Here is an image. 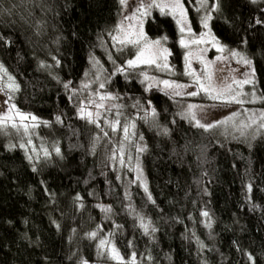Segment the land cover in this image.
Segmentation results:
<instances>
[{
    "label": "trees",
    "instance_id": "obj_1",
    "mask_svg": "<svg viewBox=\"0 0 264 264\" xmlns=\"http://www.w3.org/2000/svg\"><path fill=\"white\" fill-rule=\"evenodd\" d=\"M206 2L214 36L251 59L264 109V0ZM183 5L200 31L198 0ZM120 10V0H0V65L18 86L11 102L40 120L48 155L31 160L0 129V264H98L93 232L111 233L124 259L144 264H264V131L251 144L217 136L179 113V102L203 100L145 87L143 68L118 69L131 57L107 56ZM144 32L165 41L174 80L186 82L174 19L154 10ZM96 64L100 90L84 86ZM97 91L139 116L149 195L117 180L113 143L84 112Z\"/></svg>",
    "mask_w": 264,
    "mask_h": 264
},
{
    "label": "rangeland",
    "instance_id": "obj_2",
    "mask_svg": "<svg viewBox=\"0 0 264 264\" xmlns=\"http://www.w3.org/2000/svg\"><path fill=\"white\" fill-rule=\"evenodd\" d=\"M174 3L175 0H126L125 3H121L117 23L109 33L110 49L107 56L113 58L114 51L131 54L125 67L118 69L123 71L131 67L143 68L142 79L145 87L161 90L177 100L184 98L203 100V102H179V113L196 125L197 122L205 126L215 125L209 130L215 131L217 136L230 139L239 135L245 139L246 143L251 144L264 131V109L256 107L260 96L255 88L253 67L252 64H245L240 57L243 56L250 61L251 59L222 45L210 29V19L208 27H204L203 20L208 16L211 17L213 9L208 7L206 0H198L201 10V29L198 32H194L191 28L183 0H180L184 10L183 19L179 10L170 7ZM154 10L168 14L177 24L180 44L181 40L184 41L181 46L184 49L186 82L174 80L177 75L169 64L165 41L149 39L144 32V22ZM178 20H181V23L178 24ZM181 27L184 28L183 32L180 30ZM141 31L145 39H140ZM113 37H117L118 40H114ZM129 40L138 41V43H129ZM157 40L160 41L159 45L148 47L151 42ZM219 48H223V51L218 50ZM142 49L144 50L143 59L152 58L154 51L163 49L167 50V58L165 60L163 56L157 55L155 63H137L135 66H129L128 62L135 60ZM232 52L239 55L233 56ZM165 63L168 65L167 68L163 66ZM97 66V64L94 65L93 72L87 75L84 82V86L88 89L96 86L100 90L104 83L101 72L97 71ZM9 77L11 76L0 65V129L11 146L22 148L31 160L37 159L40 157L38 155L45 153V146L37 132L41 122L37 118L32 120L33 116L20 113L16 108H12L11 96L16 90L8 86L13 82L15 84L14 79L11 77L10 81ZM245 79L251 80L252 83H236ZM164 81L171 86L165 85ZM228 85H231L230 89ZM91 93L94 94V98L89 101L90 107H87L88 110L84 112L87 119L99 127L98 129L102 132L101 136L113 143L111 165L117 180L124 189H128L130 185H137L149 195L148 183L141 162L145 143L143 138L136 134V120L139 116H126L123 112V105L113 95L99 91ZM101 97L104 98L101 99ZM237 101H242V103ZM17 113L29 118L21 120ZM81 113L83 114L82 110ZM125 128L128 129L127 133L124 131ZM44 155L48 156L46 153ZM93 233L95 236L93 237L91 233L89 237L98 239L97 249L100 260L98 264H144L143 259L135 256L124 259L114 245L111 233L102 236H98L96 232ZM101 241L105 243L101 244ZM113 248L119 254V259L113 256Z\"/></svg>",
    "mask_w": 264,
    "mask_h": 264
},
{
    "label": "snow or ice",
    "instance_id": "obj_3",
    "mask_svg": "<svg viewBox=\"0 0 264 264\" xmlns=\"http://www.w3.org/2000/svg\"><path fill=\"white\" fill-rule=\"evenodd\" d=\"M125 2H126V0H121V3H125ZM156 6H157V7H160V5H156ZM142 7H143V6H142ZM170 7H172L174 10H179L180 16H181V18L183 19V17H184V10H183V5L180 3V0H175V3H174L173 5H171ZM214 10H215V9H214ZM209 19H211L210 16L204 18V20H203V24H204V27H205V28L208 27V20H209ZM177 23H178V24L181 23V20H178ZM257 23H260V21H257ZM180 30H181V32H183V31H184V28L181 27ZM113 39H114V40H118L117 37H113ZM126 39H127V37H126ZM140 39H145L144 36H143V32H142V31H141V33H140ZM213 39H215V38L213 37ZM118 42L123 43L124 41H118ZM128 42H129V43H138V41H131V40H129ZM159 44H160V41H159V40H157V41H153V42H151V44L148 45V47H149V48H152L153 46H155V45H159ZM181 44H182V45L184 44V41H183V40H181ZM218 50L223 51V48H219ZM143 55H144V50L142 49V50L140 51V53H138L137 58H136L135 60H130V61L128 62L129 66H135L137 63H155V57H156L157 55H159V56H163V57L165 58V60H166V58H167V50H166V49H163V50L154 51V52L152 53V58H149V59H143ZM232 55H233V56H237V55H239V54L236 53V52H232ZM240 59H241L245 64H248V65L251 64V61L248 60L247 58L243 57V56H241ZM163 66H164L165 68L168 67V65H167L166 63H165ZM158 67H159V65H158ZM11 79H12V78L9 77V80H10V81H11ZM163 83H165V85H168V82H167V81H164ZM236 83L248 84V83H252V81H251V80H248V79H245V80L242 81V82H236ZM8 86H9L12 90H14V91H15L16 88L18 87V86H16V85L14 84V82H13V83H10ZM168 86H171V85H168ZM65 87H67V85H65ZM101 87H103V85H101ZM228 88L230 89V88H231V85H228ZM192 95H195V93H192ZM237 95H239V93H238ZM103 98H104V97H101V99H103ZM233 99H235V97H233ZM237 102L242 103V101H237ZM12 108L15 109V106L13 105ZM17 114L20 116V119H21V120H26V119L29 118V117H27V116H25V115H23V114H20V113H17ZM89 115H91V114H89ZM5 119H9V117H5ZM31 119H32V120H35L36 117L33 116V117H31ZM222 123H223V122H222ZM197 125L200 126V127H205V130H208V129H210V128H212V127L215 126V125H212V124H208V125L205 126V125L199 124V122H197ZM13 126H15V125H13ZM124 131H125V133H127L128 129L125 128ZM56 151L59 152V149H57ZM46 154H47V153H46ZM145 190H147V189H145ZM149 198H151V197H149ZM107 210H108V209H106V211H107ZM203 215H204V216H208V213H207V212H204ZM91 235L94 237V236H95V233H92ZM104 243H105L104 241H101V244H104ZM112 253H113V256H114L115 258L119 259V254L116 252V250H115L114 248L112 249ZM249 259H251V257H249Z\"/></svg>",
    "mask_w": 264,
    "mask_h": 264
}]
</instances>
